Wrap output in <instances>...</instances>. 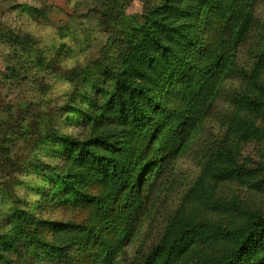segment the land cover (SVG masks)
<instances>
[{
    "label": "rangeland",
    "instance_id": "1",
    "mask_svg": "<svg viewBox=\"0 0 264 264\" xmlns=\"http://www.w3.org/2000/svg\"><path fill=\"white\" fill-rule=\"evenodd\" d=\"M163 1L0 0V264H143L186 218L199 234L194 264L222 248L211 228L224 231L245 209L264 217V187L247 178L264 169V70L258 89L250 80L264 51V0H174L193 2L192 15L174 17L195 44L182 76L157 89L128 184L98 202L103 182L70 170L75 140L98 136L113 72ZM247 100L261 114L238 143ZM178 136L181 148L167 154L163 142ZM58 227L80 231L69 239ZM256 239L239 264H264V232ZM102 240L116 241L113 252L98 254Z\"/></svg>",
    "mask_w": 264,
    "mask_h": 264
},
{
    "label": "trees",
    "instance_id": "2",
    "mask_svg": "<svg viewBox=\"0 0 264 264\" xmlns=\"http://www.w3.org/2000/svg\"><path fill=\"white\" fill-rule=\"evenodd\" d=\"M206 1L200 0L203 3ZM185 4L186 7H180L174 0H164L151 11L140 29V37L127 48L124 63L113 72L109 96L95 119L94 131L98 136L86 141L75 140L76 154L71 157L73 164L70 170L79 168L87 170L88 173L92 171L93 175L103 182L105 189L96 198L98 202L109 200L114 195L116 186L128 184V175L135 163L133 157L138 149L139 132L144 128L142 125L149 116L148 113L157 104L159 94L157 89H162L168 79L174 81L179 75L182 76L183 65L180 67L178 65L193 52L195 42L191 32L177 28L180 25L177 22L180 20L174 17L175 13L179 18L192 15L190 9L193 2L191 4L187 1ZM261 70H264V51L255 65V71L258 73L255 72L250 79L251 86L257 89L260 87L258 74ZM194 74L196 73L186 76L185 80L189 84L188 91L192 90L191 94L196 96L202 86L197 88V84H193ZM257 102L250 100L243 103L248 107L247 111L244 110L237 117L243 125L242 129L240 128L238 143L246 142L251 129L255 127V122L261 114ZM181 144L180 136L163 142L167 154L176 153ZM223 178L225 177H219L217 180ZM247 178L252 183L250 187H264V169L251 170ZM179 226L181 227L177 228L173 224L162 243L143 264H188L191 260L188 258V251L190 246H194L193 238L199 237V234L195 232L194 221L191 219L181 220ZM81 229L88 228L84 226ZM74 231L78 233L80 230H65L58 227L56 233L61 235L65 233L69 239H76ZM211 231L213 235L208 234L207 237L221 242L222 248L194 264H239L240 258L257 240L256 237L264 232V217L257 211L245 209L242 211L241 219L232 222L224 231L215 230V227L211 228ZM115 242L102 240L98 254H103L104 248L108 249L107 253L109 248L113 252Z\"/></svg>",
    "mask_w": 264,
    "mask_h": 264
}]
</instances>
